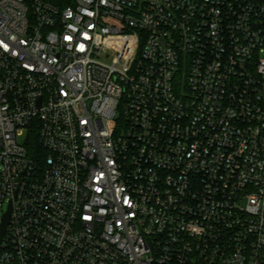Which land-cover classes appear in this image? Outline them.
<instances>
[{
    "label": "built area",
    "instance_id": "2783aa9c",
    "mask_svg": "<svg viewBox=\"0 0 264 264\" xmlns=\"http://www.w3.org/2000/svg\"><path fill=\"white\" fill-rule=\"evenodd\" d=\"M9 205L0 264H264V0H0Z\"/></svg>",
    "mask_w": 264,
    "mask_h": 264
},
{
    "label": "trees",
    "instance_id": "16d2710c",
    "mask_svg": "<svg viewBox=\"0 0 264 264\" xmlns=\"http://www.w3.org/2000/svg\"><path fill=\"white\" fill-rule=\"evenodd\" d=\"M25 145L29 149V152L36 153V151H40L43 154V150L41 151V148L39 150V143H38V137L37 132L32 130L27 134V137L25 138Z\"/></svg>",
    "mask_w": 264,
    "mask_h": 264
},
{
    "label": "water",
    "instance_id": "95a60500",
    "mask_svg": "<svg viewBox=\"0 0 264 264\" xmlns=\"http://www.w3.org/2000/svg\"><path fill=\"white\" fill-rule=\"evenodd\" d=\"M9 212H10V205L8 206L7 211L2 216V222L0 224V239H1L2 234L4 233L5 226L8 220V216H9Z\"/></svg>",
    "mask_w": 264,
    "mask_h": 264
},
{
    "label": "rangeland",
    "instance_id": "374dc122",
    "mask_svg": "<svg viewBox=\"0 0 264 264\" xmlns=\"http://www.w3.org/2000/svg\"><path fill=\"white\" fill-rule=\"evenodd\" d=\"M25 134H26V132H23V133L18 137V140H19L20 142H22V141L24 140V138H25Z\"/></svg>",
    "mask_w": 264,
    "mask_h": 264
}]
</instances>
